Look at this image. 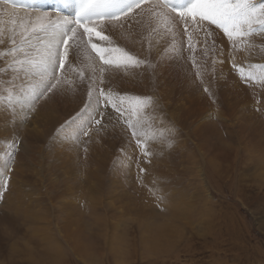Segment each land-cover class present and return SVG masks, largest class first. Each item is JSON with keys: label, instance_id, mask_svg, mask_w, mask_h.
Segmentation results:
<instances>
[{"label": "rangeland", "instance_id": "1", "mask_svg": "<svg viewBox=\"0 0 264 264\" xmlns=\"http://www.w3.org/2000/svg\"><path fill=\"white\" fill-rule=\"evenodd\" d=\"M46 1H25L32 8L4 7L20 18L22 10L54 15L49 9L53 1ZM8 19L7 15L3 17L4 21ZM2 26L7 29L10 25ZM105 34L133 55L146 51L155 66L145 74L151 79L152 73L157 74L147 96L156 110L148 113V108L144 109L141 132L155 155H143L132 129L123 120L117 122V113L110 106L100 105L103 117L93 113L101 119V125L107 124L106 128L93 124L89 135L79 142L58 133L87 100L86 82L78 79L72 87L62 85L55 94L36 101V110L26 115L32 94L39 91V76L14 73L11 108L6 105V97L0 95V107L6 105L0 110L10 108L13 127V131L0 136L4 147L1 150L0 142V184H4L0 188V264H264V132L260 131V136L250 131L256 139L241 134L245 116L248 123L262 121L258 125L264 130V96L254 97V91H264V80H242L232 66L234 58L241 67H264V32L252 36L251 48L245 53L232 52L231 48L224 49L223 56L210 52L204 84L191 75L184 86L178 84L180 78L175 81V73L158 66L173 52L170 38L161 40L154 35L135 48L122 41L117 32ZM8 47L5 43L0 50ZM176 47L178 53L179 45ZM202 50L197 44L196 55ZM182 54L183 60L192 64L187 48ZM88 55H81L86 76L91 62ZM213 58L218 61L214 72ZM138 70L131 71L137 74ZM260 70L251 69L257 76ZM121 73L124 79L127 71L122 69ZM110 83L106 81L105 85L111 92L114 83ZM205 86L212 96L203 90ZM170 92L171 100L167 98ZM123 95L128 99L140 96L133 91ZM89 122V115L82 114L73 132L78 133ZM22 124L28 126L32 137L18 130ZM170 138L175 142L168 147ZM14 141L19 142L16 147ZM24 146L30 156L24 166L27 178L19 183L11 171V157ZM114 180L118 190H112V196L109 191ZM11 184L15 186L9 188ZM21 189L26 190L29 208L23 215L8 204L14 197L8 195ZM123 190L127 193L121 196ZM110 196L116 199L117 211L108 205ZM141 208L154 213L155 224L161 228L147 230ZM24 215L30 218L25 221ZM115 222L117 227L113 226ZM151 233L158 235L156 240Z\"/></svg>", "mask_w": 264, "mask_h": 264}, {"label": "snow or ice", "instance_id": "2", "mask_svg": "<svg viewBox=\"0 0 264 264\" xmlns=\"http://www.w3.org/2000/svg\"><path fill=\"white\" fill-rule=\"evenodd\" d=\"M0 5L12 9L33 7L25 0H0ZM49 9L54 15L44 12L37 15L34 21H24L16 12L0 8V45H10L7 50H0V59L8 58L7 66L0 68V72L39 76V91L32 94L26 115L36 110L33 106L36 101L49 93L55 94L62 85L72 87L78 79L80 83L86 82L87 100L75 117L60 126L58 133L79 142L81 137L89 135L93 124L101 125V119H96L93 113L103 117L100 105L105 108L110 106L117 113V122L123 120L132 129V136L145 157L155 155L141 135L144 109L155 107L154 101L151 97L128 99L119 96L114 99L110 89L104 85L109 68L127 71L129 68L144 67L147 71L155 66L148 56L141 58L131 54L115 44L105 32L115 34L125 26L132 28L141 24L146 18L150 35L154 32L161 40L170 38L173 52L179 45L182 56L187 48L188 59L202 85L209 53L224 55V48L214 39L210 40L217 30L227 37L232 52L241 48L250 49L248 39L257 31L264 32V0H53ZM5 15L9 16L7 21L3 20ZM5 23L10 25L7 29L2 26ZM223 43L221 40L220 44ZM149 44L151 48V41ZM197 44H201L203 49L199 60ZM85 53L89 54L87 59L91 61L87 65V76L81 67V55ZM217 62L212 59V72ZM219 63L223 64L224 60H219ZM232 66L239 71L242 80H264V67H241L234 58ZM256 67L261 68L259 76L251 71ZM203 90L213 95L209 87L205 86ZM82 114H88L90 122L78 133L73 132V125ZM101 127L106 128L107 124ZM174 142V138H170L167 146L171 147ZM18 143L14 141L13 146ZM8 167L10 169L11 164ZM3 187L4 184H0V188Z\"/></svg>", "mask_w": 264, "mask_h": 264}, {"label": "bare ground", "instance_id": "3", "mask_svg": "<svg viewBox=\"0 0 264 264\" xmlns=\"http://www.w3.org/2000/svg\"><path fill=\"white\" fill-rule=\"evenodd\" d=\"M26 2H27V0H25ZM38 3H40L38 0H36ZM49 1H51V0H49ZM53 1V0H52ZM28 3V2H27ZM30 3V2H29ZM34 3H35V1H34ZM44 3V2H43ZM32 5V4H31ZM4 6L3 5H0V8H3ZM24 11V12H23ZM21 15H22V20H24V21H27V20H29V19H31V20H35V17L37 16V15H34V13H30L29 11L28 12H26L25 13V10H22V12H21ZM178 27L179 28H182L183 27V25H178ZM214 27V26H213ZM118 36L121 38V40L123 41V40H126V42L130 45V46H132V47H135V48H139L140 47V44L141 45H143L144 44V42H145V40L146 39H148L149 37H151V36H154V35H156L154 32L153 33H151V35H150V27H149V25H148V23H147V19L146 18H144L143 20H142V22H141V24H135V25H133V27L132 28H128L127 26H125V28L124 29H121V30H119L118 32ZM142 36V41H141V43H139V38ZM219 37H220V39H219ZM214 38V40L216 41V43L217 44H219L220 45V47H222V48H224V49H227V48H231V44L228 42V39H227V37L226 36H224L223 35V33L221 32V31H219V30H217V32L214 34V36L212 37V38H210V40H212ZM221 40H223V44H220V41ZM248 42L250 43V44H252L251 42H253L252 41V36L248 39ZM239 52H247V51H249L248 49H245V48H241L240 50H238ZM158 49H156L155 51H154V54L155 55H157L158 54ZM153 53H151L150 55H152L153 57H155V55H154ZM178 54V55H177ZM198 54H201V52H198L197 53V55ZM135 55H137V56H139V57H141V58H143L144 56H148L149 57V55L147 54V52L146 51H142V52H140V53H138V54H135ZM185 56L182 54V56H181V54H179V52L178 53H176V52H170L167 56L165 55V57L163 58V60L159 63V68H160V70H162V71H168V72H170V73H175V81L176 80H178L179 78H180V80H179V82H178V84L179 85H181V86H184V84H185V82L187 81V79H188V77H190L191 75H195V70L193 69V67H192V64H189L187 61H185V60H183V58H184ZM6 61H7V58H5V59H0V68H5L7 65H3L4 63H6ZM255 61V60H254ZM250 63H252V61L250 62ZM255 63V62H254ZM157 68V67H156ZM123 68H121V69H119V70H115L114 68H109V73H108V75H106V77H108V78H106L107 80L106 81H109V83H110V85L112 84V83H114V84H117V85H119V87H121V88H119L118 86V88L113 84V88H111V89H114L113 91H111V96L115 99V98H117V97H119V96H124L123 94L124 93H127V92H134V93H136V94H140V96H148V94H149V91H150V89H151V87H152V85L154 84V81H155V79L157 78V74L155 75L154 73H156V72H154V73H152V75L150 76V77H153L152 79L151 78H149V76L148 75H146L145 74V72L147 73L148 71H145V69H144V67H141V69L139 68V70L137 71V74H136V72L135 71H131L132 70V68H131V70L128 72V70H127V73L125 74V78L124 79H122V75L124 74V73H121V70H122ZM136 70H137V68H136ZM139 71L140 72H142V73H139ZM157 71V70H156ZM117 72H118V74H117ZM126 72V71H125ZM139 73V74H138ZM128 74H129V76H128ZM148 74V73H147ZM154 74V75H153ZM139 77H141V78H139ZM256 81H257V79H255ZM105 81V82H106ZM141 82V83H140ZM146 83L145 85H144V87H145V89H143L142 88V83ZM15 83H16V80H15V77H14V72H13V74H12V72H0V95H3V96H5L6 98V100H7V103H6V105H8L10 108H11V99H13V97H14V95H12V92H11V88L12 87H14V85H15ZM127 83V86H124V84H126ZM143 83V84H144ZM171 83H172V81H171ZM106 84H108V83H106ZM139 84V85H138ZM260 84V83H259ZM106 87H107V85H105ZM112 86V85H111ZM123 86V87H122ZM177 86V85H176ZM116 87V88H115ZM147 87V88H146ZM108 88H109V86H108ZM259 88V87H258ZM128 89H129V91H128ZM259 90V89H258ZM257 91V90H256ZM256 91H254V97H256V98H261V97H263L264 96V91H262V92H258V93H256ZM129 94V93H128ZM126 96V95H125ZM139 96V97H140ZM127 97V96H126ZM135 98V97H134ZM167 98L169 99V100H171L172 99V95H171V92L168 94V96H167ZM6 105H4V106H2V107H0V108H4ZM10 108L8 109H4V110H0V136L4 133L5 135L6 134H8V133H10L11 131H13L12 129H13V127H12V125H11V120H12V112L10 111ZM150 109H154V110H156V106L155 107H150V108H148L147 110H148V113H150ZM153 113V112H152ZM250 116V115H249ZM253 117L255 118V116L253 115ZM242 118V117H241ZM247 118H248V116H245V117H243L242 118V120H246L245 122H242L241 124H242V126L244 127V129H245V131H243V132H241V134H242V137L244 138L245 136H246V134L248 133L249 134V132L250 131H252V132H257L256 133V135L258 134V132H259V135L260 134H263L262 132H260V131H263L264 132V130H263V127H262V125L261 124H259L258 125V123L260 122V121H257L256 123H248L247 121ZM249 119L251 120V118L249 117ZM256 120V119H255ZM255 120H254V122H255ZM47 122H48V125H49V127H53V123L49 120V119H47ZM262 122V121H261ZM260 122V123H261ZM250 124H251V126H250ZM18 130H22V134L25 136V137H28V138H30V137H32V134H31V132H30V130L28 129V126L27 125H23L22 124V126L18 129ZM204 130V129H203ZM250 135V134H249ZM251 136V135H250ZM260 136H262V135H260ZM253 139H256L255 137H253V136H251ZM258 138V137H257ZM263 138V137H262ZM259 140H261V139H259ZM262 141H263V139H262ZM0 142H1V145H2V142H3V139L2 140H0ZM255 145V144H254ZM259 145V144H258ZM2 148H1V150L3 149L4 150V147H3V145L1 146ZM256 147V146H255ZM258 147V146H257ZM30 156V151L26 148V146H24V148L22 149V151L21 152H18V153H16L14 156H12L11 157V160L13 161V166H12V168H11V171H12V174H13V177H14V179L17 181V182H19V183H22L26 178H27V173L25 172V170H24V166L28 163V161H26L27 160V158ZM125 179H126V177H125ZM126 180H128V179H126ZM125 180V182H127ZM130 181H128V183H129ZM27 183H28V179L26 180V182H25V184L27 185ZM112 188L110 189V191H109V194L111 195L112 194V190H114L115 192H116V190H118V187H117V181L116 180H114L113 182H112ZM12 186H15L14 184H11L10 186H9V188L10 187H12ZM116 189V190H115ZM123 192H124V194H126L127 193V191H125V190H123L122 191V193H119L120 195L121 194H123ZM24 194H26V190L25 189H21V190H16V191H13L12 193H10L9 195H8V198H10V197H12V196H14L13 197V200H12V202H9L8 204H9V207L12 209V211H13V209H15V211L16 212H18L19 214H26L28 211H29V208H28V205H27V201H28V197H27V194H26V198L27 199H25V195ZM112 196H113V194H112ZM112 196H110V197H108L109 199H110V203L108 204L109 205V207L111 208V209H114V211H117L116 209V207L114 206V204H115V200H113V197ZM122 196V195H121ZM128 196H130V195H128ZM115 197V196H114ZM118 197H120V196H118ZM125 198V197H124ZM123 198V199H124ZM16 199H19L18 201L16 200ZM121 200H122V198H120ZM134 201H132V203H133ZM117 204V203H116ZM124 206H125V202H124ZM133 206H131V208H132ZM119 208V207H118ZM139 208V207H138ZM128 209V208H127ZM129 210V209H128ZM141 210L143 211V215H142V223H143V220H145V222L143 223V226L145 227V228H147V230L149 229V227H152V226H159V224H155L156 222H157V220H155L154 218H156V217H154L153 216V214L154 213H149V211H147V210H144V209H142L141 208ZM153 212V211H152ZM124 214V213H123ZM16 215V214H15ZM21 215V216H22ZM14 216V215H13ZM18 215H16L15 217H17ZM25 216V215H24ZM159 216V215H158ZM161 216V215H160ZM26 217V219H25V221L27 220V219H29L30 218V215H28V216H25ZM18 219V218H17ZM19 220V219H18ZM150 220H153L152 222L150 221ZM14 222V221H13ZM15 223V222H14ZM120 223V222H119ZM118 223V224H119ZM117 225V222H115V224H113V226H116ZM161 226V225H160ZM159 226V228H161ZM117 227V226H116ZM114 228V227H113ZM159 228H158V231H159ZM115 229H117V228H115ZM119 229V228H118ZM152 229V228H151ZM157 229V228H156ZM142 230V229H141ZM154 230V229H153ZM163 231H165V230H162L161 232H163ZM150 232H152V231H150ZM148 233H149V231H148ZM151 235H153V233H151ZM150 235V236H151ZM155 235H157V234H154L153 235V237H154V240H156L157 238H155V237H157V236H155ZM169 235V234H168ZM167 235V233H166V237L168 236ZM172 236V235H171ZM146 237V236H145ZM162 237V236H161ZM168 238V237H167ZM167 238H164V236H163V238L162 239H166V241H168L167 240ZM169 238H170V236H169ZM171 239V238H170ZM177 239V238H176ZM147 240V239H146ZM172 240V239H171ZM157 241H159V239L157 240ZM173 241V240H172ZM144 242H147V241H144ZM151 242V241H150ZM171 244V243H170ZM160 245V244H159ZM160 246H162V245H160ZM165 247V246H164Z\"/></svg>", "mask_w": 264, "mask_h": 264}]
</instances>
